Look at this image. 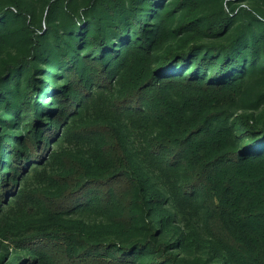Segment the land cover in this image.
I'll list each match as a JSON object with an SVG mask.
<instances>
[{
	"label": "trees",
	"instance_id": "trees-1",
	"mask_svg": "<svg viewBox=\"0 0 264 264\" xmlns=\"http://www.w3.org/2000/svg\"><path fill=\"white\" fill-rule=\"evenodd\" d=\"M0 264H264V0H0Z\"/></svg>",
	"mask_w": 264,
	"mask_h": 264
},
{
	"label": "rangeland",
	"instance_id": "rangeland-1",
	"mask_svg": "<svg viewBox=\"0 0 264 264\" xmlns=\"http://www.w3.org/2000/svg\"><path fill=\"white\" fill-rule=\"evenodd\" d=\"M0 250L2 252H8V250H9V252L12 253V248L9 246L7 241L2 242L0 240Z\"/></svg>",
	"mask_w": 264,
	"mask_h": 264
}]
</instances>
